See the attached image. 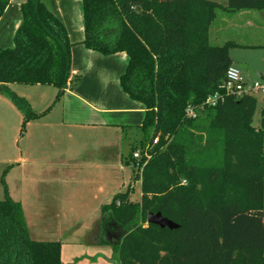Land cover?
<instances>
[{
	"label": "trees",
	"instance_id": "1",
	"mask_svg": "<svg viewBox=\"0 0 264 264\" xmlns=\"http://www.w3.org/2000/svg\"><path fill=\"white\" fill-rule=\"evenodd\" d=\"M9 2L0 0V18ZM218 9H264V0H83L82 43L126 53L121 86L145 108L140 127L148 142L158 137L147 163L131 155L140 200L130 199L129 188L102 208L101 231L111 234L103 242L116 264H264L257 242L264 240V107L255 126L257 98L226 93L237 44L210 42ZM21 13L14 45L0 49V94L23 114V133L42 113L10 84L54 85L59 98L80 79H70L73 43L44 1L24 0ZM214 94L222 97L206 105ZM4 187L0 264H61V243L32 239ZM151 212L178 227L148 223Z\"/></svg>",
	"mask_w": 264,
	"mask_h": 264
},
{
	"label": "crops",
	"instance_id": "2",
	"mask_svg": "<svg viewBox=\"0 0 264 264\" xmlns=\"http://www.w3.org/2000/svg\"><path fill=\"white\" fill-rule=\"evenodd\" d=\"M23 1L10 0L0 18V49L14 45ZM43 1L65 25L73 43L70 79L80 80L59 98L54 85L10 84L42 113L23 133V114L0 94V189L5 183L20 204L32 239L61 243V264H116L111 244L103 242L110 233L99 236L102 208L133 186L131 155L145 108L121 86L126 53L86 47L79 15L70 18L72 0Z\"/></svg>",
	"mask_w": 264,
	"mask_h": 264
},
{
	"label": "rangeland",
	"instance_id": "3",
	"mask_svg": "<svg viewBox=\"0 0 264 264\" xmlns=\"http://www.w3.org/2000/svg\"><path fill=\"white\" fill-rule=\"evenodd\" d=\"M218 1L224 2L226 0ZM70 7V11H72L70 12V18L75 19L73 14L75 16L78 14L81 25L84 26L81 0H72ZM64 10L69 11V9ZM227 41L237 44L230 48L229 55L232 60V65L239 70L244 81L249 86H253L255 82L264 83V9H242L232 13H225L218 9L217 17L210 28V42L215 45H222ZM252 94L258 100L257 111L253 122L255 126H258L261 109L264 107V91H254ZM137 138L139 139L137 144L138 148L146 145L149 140V137L144 132L142 134L138 132ZM4 140L1 139L3 142ZM127 187L128 184L121 191L126 190ZM2 189H0V199L4 198V191ZM140 196V172L138 167L134 166V179L130 199L137 202L140 200ZM100 228L101 226L99 230ZM99 236L104 237L106 235L104 233L101 234L100 230ZM257 242L260 244L259 246H264V240ZM250 244L252 243H248L247 245Z\"/></svg>",
	"mask_w": 264,
	"mask_h": 264
},
{
	"label": "built area",
	"instance_id": "4",
	"mask_svg": "<svg viewBox=\"0 0 264 264\" xmlns=\"http://www.w3.org/2000/svg\"><path fill=\"white\" fill-rule=\"evenodd\" d=\"M224 88L227 94H236V95H241L244 93L252 94L254 91H259V90L264 91V83L255 82L253 86H249L242 78L239 70L235 68L233 65H231L226 72V81ZM221 97L222 96L219 94L211 95L206 99L205 104L216 105ZM186 112L188 116L196 115L195 110L191 107L187 108ZM152 142H153L152 144L148 142L143 147L137 148L133 152L134 159L138 161L143 160L144 163H147L152 156L151 150L153 146L158 142V137H155Z\"/></svg>",
	"mask_w": 264,
	"mask_h": 264
},
{
	"label": "water",
	"instance_id": "5",
	"mask_svg": "<svg viewBox=\"0 0 264 264\" xmlns=\"http://www.w3.org/2000/svg\"><path fill=\"white\" fill-rule=\"evenodd\" d=\"M147 222L150 224L158 225L162 228L168 227L170 229L177 228L178 225L171 221L170 219L164 217L160 212L149 213L147 217Z\"/></svg>",
	"mask_w": 264,
	"mask_h": 264
},
{
	"label": "flooded vegetation",
	"instance_id": "6",
	"mask_svg": "<svg viewBox=\"0 0 264 264\" xmlns=\"http://www.w3.org/2000/svg\"><path fill=\"white\" fill-rule=\"evenodd\" d=\"M114 237L116 236L117 237V234L116 235H114V234H112ZM109 236L111 237V234H109Z\"/></svg>",
	"mask_w": 264,
	"mask_h": 264
}]
</instances>
